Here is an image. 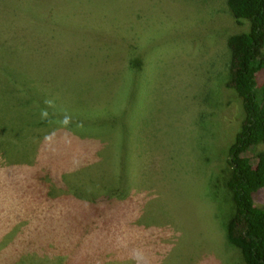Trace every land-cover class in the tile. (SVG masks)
<instances>
[{
  "label": "rangeland",
  "instance_id": "1",
  "mask_svg": "<svg viewBox=\"0 0 264 264\" xmlns=\"http://www.w3.org/2000/svg\"><path fill=\"white\" fill-rule=\"evenodd\" d=\"M248 28L226 0H0V264H244L226 41ZM124 177L107 225L101 190L73 192Z\"/></svg>",
  "mask_w": 264,
  "mask_h": 264
},
{
  "label": "trees",
  "instance_id": "2",
  "mask_svg": "<svg viewBox=\"0 0 264 264\" xmlns=\"http://www.w3.org/2000/svg\"><path fill=\"white\" fill-rule=\"evenodd\" d=\"M226 3L233 19L238 24L246 20L249 26L247 31L230 35L226 41L230 53L226 86L241 98L244 111L241 127L227 149V186L235 208L226 223V239L240 250L244 264H264V208L254 204L258 189L264 188V151L251 153L255 145L264 142V0H226ZM205 113L200 111L199 118ZM40 123L43 124V119ZM2 125L0 122V127ZM201 132L204 131L199 127L197 133ZM30 164L24 162L25 167ZM57 183L54 180L53 184ZM130 183H126V177L122 178L121 190L113 197L105 191L111 189L110 181L99 186L90 182L84 188L75 185L73 192L77 196L76 193L83 195L82 192H86L82 189L101 190L97 195L89 193L88 197L90 201L99 198L93 202L92 209L105 214L103 224L107 225L113 222L109 216L113 213L102 211L98 203L108 202L112 211L123 209L116 204L121 199L133 204L134 189L131 187V191H127ZM40 184L45 187L43 181ZM46 187L50 188V185L46 183ZM44 192L50 195L48 190ZM99 217L91 220L90 225L95 221L98 223Z\"/></svg>",
  "mask_w": 264,
  "mask_h": 264
},
{
  "label": "crops",
  "instance_id": "3",
  "mask_svg": "<svg viewBox=\"0 0 264 264\" xmlns=\"http://www.w3.org/2000/svg\"><path fill=\"white\" fill-rule=\"evenodd\" d=\"M48 203H51V202H49V201H47V200H45V201H40V202H37V204H39V205H46V204H48Z\"/></svg>",
  "mask_w": 264,
  "mask_h": 264
}]
</instances>
